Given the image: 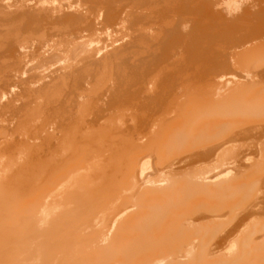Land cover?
<instances>
[{
	"label": "bare ground",
	"instance_id": "1",
	"mask_svg": "<svg viewBox=\"0 0 264 264\" xmlns=\"http://www.w3.org/2000/svg\"><path fill=\"white\" fill-rule=\"evenodd\" d=\"M217 2L0 0V264H264L262 223L234 244L163 233L194 158L200 216L233 214L235 142L264 132V0Z\"/></svg>",
	"mask_w": 264,
	"mask_h": 264
},
{
	"label": "rangeland",
	"instance_id": "2",
	"mask_svg": "<svg viewBox=\"0 0 264 264\" xmlns=\"http://www.w3.org/2000/svg\"><path fill=\"white\" fill-rule=\"evenodd\" d=\"M213 1L214 0H209V3H211L210 5H212L213 3L218 1L216 3V4H218V6L215 8L216 4H214L213 5L214 8L211 6V9L215 10V12H220V13L222 12V10H224L225 6L227 7V4L233 3V5H235L233 2L234 0L231 2L229 0H227V1L226 0L225 1L224 0H217V1L215 0V2H213ZM228 1L230 3H228ZM219 2H220V4H219ZM237 2H241V0L240 1L235 0V3H237ZM223 4H226V5H223ZM219 7L220 8L223 7V9L221 8L222 9L221 10ZM213 13H214V11H213ZM222 13H221V15L225 17L224 13L223 14ZM234 14H235V12H234ZM207 19H209V21L204 22V24H206V25H204V28H206L204 30H206V31L203 30L204 31L203 32L204 38L202 37L203 39H201V45H204L201 47V53H204V54H202V55L200 53L199 54L201 56H203L204 64L207 63V61H209V63H211V61H212L213 63L215 62V64H216L217 58L215 59L214 57H217L216 54L219 52L218 50L219 49L221 50V48H223V47H217L218 50L215 51L217 49L216 46L217 45L219 46V44H220L219 41L218 42L216 41L218 39L217 38L218 35H217V37H215V36H216L217 30L222 28V27L219 26L220 28H218V25L220 23L213 22V20L210 19V17L209 18L207 17ZM210 20L213 22L214 25L212 24V22ZM213 26H215V27H213ZM207 27H208V29H207ZM210 28H211V30H210ZM212 28H215V30H213ZM207 31L208 32L209 31H211V32L215 31L216 32V33L213 32L215 35L214 34L211 35V32H209L210 36H212V38L215 37V39H213L214 41L211 40L212 39L211 37H210L211 39L209 38V33ZM204 34L207 36H205ZM205 38L210 39V41L206 40ZM204 39L206 41H204ZM207 41H208V43H210L211 41H213V42L211 44H208ZM202 42H203V44H202ZM210 48H211V51H210ZM239 49L241 50V48H239ZM239 49H237V50H239ZM204 50L207 51L208 54H207V52H204ZM214 51L217 52V53H215V56H213V59L215 61L211 60L212 59L211 54H214L213 53ZM219 53L221 54L222 52H219ZM220 54L218 56L219 58H220ZM209 55H211V56H209ZM207 57H209V58L211 57V58L209 59ZM217 60H219V59H217ZM207 64H205V65L211 66L210 64H208V65ZM230 68H232V67H230ZM234 69L235 68H233L232 70H234ZM225 74H226L225 76H224V74L223 75L220 73L217 74V76L219 75V78L217 77L218 79L216 78V76H214L216 78L215 81L223 80L226 78L235 80V76H234L235 71L231 72L230 74L229 73L228 74L225 73ZM214 77H212V78L214 79ZM235 143H236L235 148L244 152V155H241V158L239 161V164L242 166V168H240V170L236 173H235V170L232 171L230 175H233L235 177V179H237L236 180L237 183H240L243 180V178L246 176L250 175V178L248 179L249 180L248 185L236 186V184H235V208H233L234 213L230 214L229 212H227L223 216H221L219 219H217L216 221L209 219V218H205L203 216L202 217L200 216L204 210L198 208V206L205 203V202L213 203V201H209V200L203 201L202 199L199 198V196L200 197L201 196H207L208 197L209 194L207 192H201L200 194L197 193V189L202 188L199 180L201 177L208 176V174H203V172L205 170H207L208 167H210L209 165L212 164V159L209 157H206V156L194 158L192 160L194 162V164L190 163L184 170L180 171L176 175L170 176L171 179H176V180L186 179L189 182V190L185 191V190L180 189V191L176 194L177 199H181L183 197H188V200H187V205L185 204V206H181V207L179 205L171 206L169 208V210H167V212L164 213L166 215V217H164L165 219H171L176 215H179V218L176 220V222H178V224H175V225L169 226V227H164L163 233H167V234L179 233L181 230V227H182L181 225L184 223V224H186L185 228H187L185 231L187 236H199V235L208 236V237L210 236V238H211L210 244L214 246V245H217L218 243L221 244L220 242H222L225 239H228L230 241V242L228 241V243L234 244L237 242L239 237L242 236L249 229H251L255 223L256 224H259V223L264 224V208H262L260 211H258L257 213H255L253 215H248V214L245 215V212L249 209V207L251 205L264 203V158L260 157V154L264 153V132H260V133L259 132H251V133L245 135L244 137L237 138V141ZM190 165H192V168ZM236 165L237 164L235 163V166ZM240 171H242V173L239 174ZM193 175H197L199 178L195 179ZM162 177L166 178V177H168V175H165L163 172H159L156 174L154 179L155 178H162ZM241 188H243V189H241ZM233 189L234 188L232 187L231 190H233ZM169 194H170V192H163V194H159L157 196L159 198L167 200L166 197L169 196ZM156 211H157V209H156ZM163 226H164V224L162 225L161 223H159L155 227L152 226L151 229L155 230L158 234H160V232H162L161 229ZM258 235L262 236V239H261L262 242L261 243H264V231H262ZM262 245H264V244H262ZM227 250L228 249H225V250L221 251V253H225V252H227ZM258 253L264 254V251H259ZM260 260L262 262L264 260V256L261 257ZM240 264H247V263L246 262H240Z\"/></svg>",
	"mask_w": 264,
	"mask_h": 264
}]
</instances>
